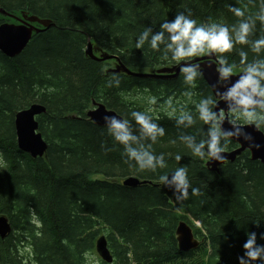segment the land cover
I'll list each match as a JSON object with an SVG mask.
<instances>
[{
	"label": "trees",
	"instance_id": "16d2710c",
	"mask_svg": "<svg viewBox=\"0 0 264 264\" xmlns=\"http://www.w3.org/2000/svg\"><path fill=\"white\" fill-rule=\"evenodd\" d=\"M235 0H0V26L18 24L23 15L50 20L52 26L34 34L24 51L14 58L0 52V215L10 232L0 235V264H96L97 241L105 237L112 263L98 264H239L246 233H264V165L249 151L218 171L180 142L181 130L169 112L152 114L166 129L154 145L164 153L171 172L189 168L191 183L200 197L178 203L173 190L159 181V174L130 168L121 157L122 147L106 127L87 118L94 103L130 118V110H145L146 97L178 95L175 107L193 109L184 95L189 89L180 74L173 80L138 78L117 73L121 84L107 87L113 73L109 62L86 55L89 43L102 54L118 57L130 71L152 73L173 68L145 46L135 48L137 36L147 27L160 30L166 19L190 11L193 18H209L229 25L237 18L228 11ZM236 6L256 8L249 0ZM38 28L42 26L35 25ZM264 34L259 30L256 36ZM255 38V37H254ZM100 54V55H99ZM249 52V60L253 58ZM238 67L239 57H229ZM234 74H240L238 70ZM193 99L215 96L204 78ZM162 95V94H161ZM33 105L46 108L37 117L39 132L48 144L43 156L31 157L18 148L16 115ZM134 123V122H133ZM207 126L199 123L184 132L203 138ZM175 141V143H173ZM232 140L228 151L238 148ZM111 149V151H109ZM183 159L177 164L175 155ZM129 178L145 184L124 186ZM188 223L201 245L181 252L176 240L180 222ZM259 225V226H258Z\"/></svg>",
	"mask_w": 264,
	"mask_h": 264
},
{
	"label": "clouds",
	"instance_id": "9594fccd",
	"mask_svg": "<svg viewBox=\"0 0 264 264\" xmlns=\"http://www.w3.org/2000/svg\"><path fill=\"white\" fill-rule=\"evenodd\" d=\"M249 3L256 8L255 11H250L247 6H236L241 0L229 5L228 11L237 18L231 25L211 18L200 22L190 11H182L176 13L174 19L164 20L159 31L147 27L136 38V49L143 50L147 46L159 54L160 60L173 62L179 68L182 82L189 89L184 95L191 101L193 109L181 107L177 112L173 108L169 117L181 130L180 142L200 159L223 163L226 157L222 154L228 151L233 138L253 139L243 130L244 126H254L256 131L264 133V34L256 36L258 25L259 30L264 31V0H249ZM249 52L254 54L251 60ZM233 54L239 57L238 67L230 62L229 57ZM201 57H207L209 67L216 66L217 83L224 89L218 88L216 95L225 102L226 110L220 108L217 111L219 103L211 95L193 99L196 93L192 90L204 78L203 66L197 59ZM238 68L241 74L233 81ZM120 84L119 75L113 73L107 87L119 88ZM150 103L155 104V99ZM128 116L130 118L103 116L107 134L122 147L124 163L140 172L162 173L159 174L160 183L173 190L178 203L200 197L201 189L191 183L186 165L177 166L171 172L164 171L169 168L166 156L157 154L153 146L165 137L166 129L152 114V109L130 110ZM225 121L232 126L231 129L225 130ZM198 122L207 126L206 133L200 129L203 138L199 140L183 131ZM255 147L260 148V145ZM182 159L180 154L175 155L178 165ZM246 235L245 251L238 257L239 264H264V245L257 243V233L249 231ZM259 238L264 240V233H260Z\"/></svg>",
	"mask_w": 264,
	"mask_h": 264
},
{
	"label": "water",
	"instance_id": "95a60500",
	"mask_svg": "<svg viewBox=\"0 0 264 264\" xmlns=\"http://www.w3.org/2000/svg\"><path fill=\"white\" fill-rule=\"evenodd\" d=\"M1 13L4 16L9 15L10 17H14L3 11ZM17 20L19 22L18 24L3 23L0 26V52L8 58H14L21 54L32 40L34 34H39L52 26V22L50 20H42L34 16L28 17L25 14L23 15V19ZM36 24L42 26L43 28H38L35 26ZM94 51L98 52V50L94 49L92 44L89 43L86 53L93 60L104 61L110 59L116 61L115 69L109 70V73H125L132 77L155 79H173L179 75V68L177 66H174L171 69H161L148 74L132 72L120 62L118 57L102 54V59H99L93 55ZM197 59L200 60V63L203 66L204 80L211 88L217 102L219 103V108L217 111H219L220 108H224L226 110L225 102L221 101L216 95V90L221 88V85L217 83L218 74L215 71L216 66L213 64L211 67H209L207 57H201ZM240 74H234L233 81L238 79L237 76ZM220 90L223 91L224 89L221 88ZM44 113H46V108L41 105H33L29 109L19 112L15 119V131L18 148L20 151L29 154L33 158L42 156L48 148V144L43 139L42 134L39 132V123L37 121V117ZM105 114L117 115L115 112L107 110L105 106L99 105L97 109L90 111L87 116L96 125L105 126V122L103 120V116ZM231 127L232 126L227 121H225V130H229ZM243 130L246 133L251 134L253 139L251 141H247L243 137H240L238 140L233 138L232 140L239 145V148L232 152H225L222 154L226 157V160L223 163L217 162L215 160H208L206 165L211 171H218L219 167L228 161L235 162L236 159L245 151L250 152L251 159L253 161H260L264 165V133L256 131L254 126H244ZM255 145H260V148L255 147ZM123 184L127 187L136 188L145 184V182H140L137 179L129 178L124 181ZM0 224L5 226V228L0 226V234L5 236L9 232V226L6 225L5 220H3ZM176 240L181 252L187 253L197 249L200 246V241L195 236L194 230L188 223L184 221L180 222L176 229ZM96 250L104 262H113V257L111 256L107 240L104 236L97 241Z\"/></svg>",
	"mask_w": 264,
	"mask_h": 264
},
{
	"label": "rangeland",
	"instance_id": "374dc122",
	"mask_svg": "<svg viewBox=\"0 0 264 264\" xmlns=\"http://www.w3.org/2000/svg\"><path fill=\"white\" fill-rule=\"evenodd\" d=\"M8 14V13H7ZM6 17H10L9 15H6ZM10 18H13L14 20L17 21V16L16 17H10ZM5 23H9V22H6L4 21ZM88 49V48H87ZM86 49V51H87ZM87 55V53H86ZM100 55V54H99ZM88 56V55H87ZM90 57V56H88ZM115 63L113 61L109 62V67L110 68H114L115 67ZM108 73V72H107ZM162 94V95H161ZM146 97V100L144 101V104L147 105L148 107H150L153 111H155L156 113H161V112H169V111H172L173 108H175L179 103H180V99H179V96L178 95H167L165 92H161L160 93V98H157V97H150V96H147L145 95L144 93L142 92H136L135 93V97L136 98H142V97ZM152 99H155L156 103L155 104H151L150 101ZM149 109V108H147ZM92 109H89L87 110V114L91 111ZM87 118L91 121V119L87 116ZM92 122V121H91ZM45 153V152H44ZM43 153V154H44ZM1 227L5 228V226H3L2 224H0ZM97 253V251H96ZM98 259H101L100 256L97 255L95 256H92L90 257L89 259V262L90 263H95L97 261L96 264H98Z\"/></svg>",
	"mask_w": 264,
	"mask_h": 264
},
{
	"label": "flooded vegetation",
	"instance_id": "af4514ba",
	"mask_svg": "<svg viewBox=\"0 0 264 264\" xmlns=\"http://www.w3.org/2000/svg\"><path fill=\"white\" fill-rule=\"evenodd\" d=\"M178 77V75L176 76V77H174L173 79H175V78H177ZM173 79H166V80H173ZM239 146V145H238ZM239 148V147H238ZM237 149V148H236ZM235 150V149H234Z\"/></svg>",
	"mask_w": 264,
	"mask_h": 264
},
{
	"label": "bare ground",
	"instance_id": "6f19581e",
	"mask_svg": "<svg viewBox=\"0 0 264 264\" xmlns=\"http://www.w3.org/2000/svg\"><path fill=\"white\" fill-rule=\"evenodd\" d=\"M196 236V235H195Z\"/></svg>",
	"mask_w": 264,
	"mask_h": 264
}]
</instances>
